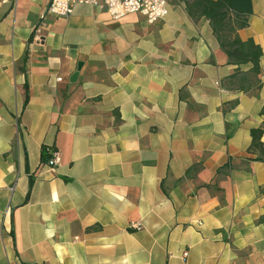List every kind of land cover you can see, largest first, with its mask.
I'll return each instance as SVG.
<instances>
[{
  "label": "crops",
  "instance_id": "0c3cea01",
  "mask_svg": "<svg viewBox=\"0 0 264 264\" xmlns=\"http://www.w3.org/2000/svg\"><path fill=\"white\" fill-rule=\"evenodd\" d=\"M168 4L153 24L89 6L44 23L42 0L0 2V264H264V163L247 153L264 0L238 31L262 49L258 92L231 87L250 66L208 21Z\"/></svg>",
  "mask_w": 264,
  "mask_h": 264
},
{
  "label": "trees",
  "instance_id": "16d2710c",
  "mask_svg": "<svg viewBox=\"0 0 264 264\" xmlns=\"http://www.w3.org/2000/svg\"><path fill=\"white\" fill-rule=\"evenodd\" d=\"M186 14L193 21L204 19L208 21L221 51L226 55L228 64L234 66L249 65L246 73L239 70L230 78L231 87L243 92H258L260 90V59L262 49L252 39L240 40L238 31L249 26L252 15V0H182ZM31 41V38L30 40ZM241 76V77H240ZM240 77V78H239ZM239 78V79H238ZM238 79V82H236ZM26 89V87H25ZM27 102V91L24 104ZM235 105V103H233ZM233 107V106H232ZM264 115V106L260 111ZM264 124L250 131L251 143L247 153L254 155V162L264 163V148L261 137ZM41 163L49 159L46 149H41ZM31 185L29 186V190ZM28 195V194H27Z\"/></svg>",
  "mask_w": 264,
  "mask_h": 264
},
{
  "label": "built area",
  "instance_id": "2783aa9c",
  "mask_svg": "<svg viewBox=\"0 0 264 264\" xmlns=\"http://www.w3.org/2000/svg\"><path fill=\"white\" fill-rule=\"evenodd\" d=\"M7 0H0L5 3ZM45 9L40 16V20L46 17L66 18L73 14L75 8L80 6L94 7L105 12L111 20H119L126 15L134 14L145 19L148 24H153L163 20L169 13V0H42ZM60 81V79H58ZM49 159L45 163L50 169L59 162V152L49 150ZM128 228L133 231L141 229L137 222L130 221ZM184 258L187 252L182 255Z\"/></svg>",
  "mask_w": 264,
  "mask_h": 264
},
{
  "label": "rangeland",
  "instance_id": "374dc122",
  "mask_svg": "<svg viewBox=\"0 0 264 264\" xmlns=\"http://www.w3.org/2000/svg\"><path fill=\"white\" fill-rule=\"evenodd\" d=\"M52 19V21L54 22V21H56L55 19H53V18H50L49 20H51ZM49 20H48V18H46L45 20H44V23H49ZM65 26V24H62V27H64ZM64 29H65V27H64ZM61 33V32H60Z\"/></svg>",
  "mask_w": 264,
  "mask_h": 264
}]
</instances>
